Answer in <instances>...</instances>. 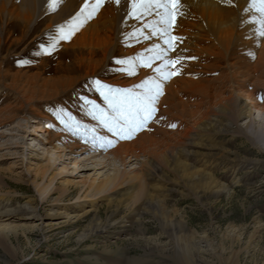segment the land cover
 I'll list each match as a JSON object with an SVG mask.
<instances>
[{"label": "rangeland", "instance_id": "obj_1", "mask_svg": "<svg viewBox=\"0 0 264 264\" xmlns=\"http://www.w3.org/2000/svg\"><path fill=\"white\" fill-rule=\"evenodd\" d=\"M68 1L50 12L48 0H33L34 23L24 34L22 26L12 28L9 17L0 18V111L16 109L13 118L1 120L4 124L0 125V213L23 208L29 202L36 210L35 220L25 219L23 213H14L9 219L0 217V227L7 229L0 233V264H184L183 255L192 264H264V116L259 114L254 117L260 137L252 132L248 136L219 133L207 142L196 137V131H188L181 139L183 132L171 126L173 140L166 142L169 148L165 143L155 151L140 153L125 169L120 167L127 175L123 184L89 205L91 214L79 221L73 218L80 211L75 198L82 189L77 184L93 177L105 178L120 164L112 160L99 163L111 148L87 143L95 132L84 123L87 120L103 128L87 114L81 97L103 106L91 81L100 79L114 85V77L106 76V67L59 96H42L43 79L51 81L53 75L50 66L40 68L41 55L37 53L55 37L60 24H53L55 27L39 39L35 26L40 20L42 30L52 21L71 18L73 14L64 8ZM77 1L80 4L82 0ZM21 60L28 63L22 66ZM258 100L264 102L263 89ZM59 109L71 114L72 127L56 118ZM20 122L29 132L33 122L44 124L51 135L58 134L85 150L76 165L65 162L70 164L68 176L76 183L67 193L58 189L43 199L34 185V175L16 169L8 172L23 150L29 169L46 162L41 144L45 134L24 136L17 130ZM13 143L18 148L8 149ZM198 173L208 174L211 180L199 179ZM56 198L61 201H54ZM57 212L62 215H55ZM96 226L101 232L93 234Z\"/></svg>", "mask_w": 264, "mask_h": 264}, {"label": "bare ground", "instance_id": "obj_2", "mask_svg": "<svg viewBox=\"0 0 264 264\" xmlns=\"http://www.w3.org/2000/svg\"><path fill=\"white\" fill-rule=\"evenodd\" d=\"M82 1L80 4L77 0L68 1L64 8L68 13L73 14L68 20L52 21L42 30L38 20L35 26V34H39L37 38L48 34L55 27L52 26L53 24H60L55 28V36H57V29L66 26L80 11L84 4ZM10 2L8 0L5 4L0 0V18L9 17L11 23L13 22L12 28L14 29L16 25L22 26L21 30L24 34L34 23L33 0ZM182 3L185 15L177 18L173 35L183 38L182 42L174 43L177 44L176 52L186 57L183 61L185 67L181 74L164 83L157 113V116L163 119L154 120L132 139H118L106 129L92 125L90 121L84 122L95 132V137L87 143L96 142L101 147H107V144L99 139L100 137L114 141L113 145H108L111 148L110 152H106L107 154L99 159V163L105 165L107 161L112 160L115 165L120 164V166L105 178L93 177L77 184L82 189V193L75 198L76 209L80 210L73 216L76 221L93 212L89 205L97 204L104 194L123 184L127 175L126 171L120 170V167L125 169L140 153L155 151L156 147L165 145L168 140L172 141L173 136L169 130L172 125L177 126V132H183L179 135L181 139L188 136V131L193 133L196 131V137L204 138L207 142L219 133L235 132L248 136L252 132L255 137H260L258 132L260 130L255 128V124L259 122L254 115L264 116V102L258 100L259 91L264 90V39L255 33L250 23L245 22L250 19L245 12L249 0H231V4L225 3L224 0H182ZM142 26L140 21L129 18V0H120L119 4L115 0H106L104 7L94 18L84 22L70 39L59 42L50 59L45 55H41L38 59L40 68L47 70L50 66L49 71L53 75L51 81L43 79V98L59 96L68 89L76 87L82 80L96 75L105 67L106 76L114 77L112 82L121 88H131L154 75L151 68L141 67L135 75L128 76L119 71L121 66L115 63L117 59L135 57L154 43H160L156 37L148 40L133 37L132 34ZM6 32L8 31L5 30ZM145 33H147L146 29ZM171 55L174 57L175 52ZM193 57L195 59H191ZM41 75L43 74L40 73L39 76ZM14 110L16 109L7 107L0 111V125L3 123L1 120L13 118ZM244 121L246 122L243 123ZM31 127L30 132L25 131L23 123L20 122L17 130L27 137H33L32 133L35 132L45 134V141L41 144L46 162L35 163L33 169H29L23 150L19 161L14 162L8 168V172L16 169L25 171L27 175H34V185L43 199L53 195L58 189L61 193H67L76 183L72 176H68L70 164L65 162L70 161L71 164L75 162L76 165L80 153H84L85 150L81 146L66 142L67 139L62 140L58 134L51 135L44 124L33 122ZM13 144L8 149L18 148L16 143ZM165 146L169 148L170 143H166ZM2 147L0 145V151ZM57 164H61V167H57ZM197 175L199 179L211 180L206 173ZM54 201L61 199L56 198ZM35 212L33 203L29 202L23 208L0 213V217L9 219L16 216L14 213H23L27 216L25 219L35 220ZM57 214L62 215L55 213ZM2 230L7 229L0 227V233L4 234ZM99 232H101L99 226L92 230L93 234ZM183 256H185L184 264H192L189 257Z\"/></svg>", "mask_w": 264, "mask_h": 264}, {"label": "snow or ice", "instance_id": "obj_3", "mask_svg": "<svg viewBox=\"0 0 264 264\" xmlns=\"http://www.w3.org/2000/svg\"><path fill=\"white\" fill-rule=\"evenodd\" d=\"M62 2L63 0H48L49 11L58 10ZM105 2L106 0H84L80 11L66 26H60L57 29L58 35L50 37L47 47L41 45L37 55H51L60 41L70 39L84 22L94 18L104 7ZM115 2L119 4L120 0ZM224 2L231 4V0H224ZM183 8L182 0H129V18L136 19L143 25L132 36L137 39L142 37L145 40L156 37L160 43H154L145 52L138 53L135 57L115 61L121 66L118 70L128 76L135 75L141 67L151 68L154 75L131 88L117 87L104 83L100 79L92 80L91 88L103 101V106L96 100L81 97L87 106V114L97 120L112 136L118 139H132L154 120L163 119L158 117L157 113L164 83L181 74L185 67L183 61L186 57L176 52L177 44L174 43L182 42L183 38L173 35L177 18L185 15ZM245 12L250 17L245 22L250 23L255 33L264 39V0H249ZM173 52H175L174 57L171 55ZM20 63L23 66L28 61L21 60ZM55 116L66 127H72L70 121L73 117L64 109H59ZM172 126L175 127V125ZM99 139L107 145L114 144V141L107 137Z\"/></svg>", "mask_w": 264, "mask_h": 264}]
</instances>
